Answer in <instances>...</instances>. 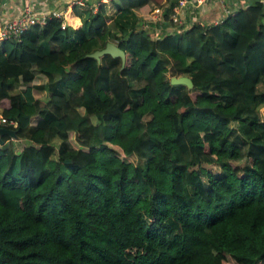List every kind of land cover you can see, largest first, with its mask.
Segmentation results:
<instances>
[{"label":"trees","instance_id":"1","mask_svg":"<svg viewBox=\"0 0 264 264\" xmlns=\"http://www.w3.org/2000/svg\"><path fill=\"white\" fill-rule=\"evenodd\" d=\"M178 2L105 0L75 9L80 27L0 41V126L17 132L0 264H264V3L177 25ZM108 41L124 64L89 55Z\"/></svg>","mask_w":264,"mask_h":264},{"label":"built area","instance_id":"2","mask_svg":"<svg viewBox=\"0 0 264 264\" xmlns=\"http://www.w3.org/2000/svg\"><path fill=\"white\" fill-rule=\"evenodd\" d=\"M105 1L101 0L100 2ZM208 0H179L178 4L174 6L173 11L170 14L171 19L177 23V25H189L193 22H200L201 24L205 23L200 18H197V15L192 17V22L185 21V18L182 16V13L186 11L187 8H194L201 10L203 5ZM225 11V16L227 14L235 12L238 8L236 0H219ZM264 2V0H261ZM243 7V6H242ZM153 16L155 22H161L163 20L162 8L157 7L153 11ZM196 16V17H195ZM224 16V17H225ZM50 17H62V12L55 10L52 12H36L34 7L30 4L25 5L21 11L10 17L4 18L0 21V41L6 39H20L22 35L31 28L34 24H44ZM223 19V18H222ZM220 21V20H219ZM218 22V21H217ZM145 26L151 27L149 22L145 23ZM162 27L160 25H155L153 27V35L158 38L161 36ZM0 121L5 122L6 119L0 114ZM12 124L17 122L10 121Z\"/></svg>","mask_w":264,"mask_h":264},{"label":"crops","instance_id":"3","mask_svg":"<svg viewBox=\"0 0 264 264\" xmlns=\"http://www.w3.org/2000/svg\"><path fill=\"white\" fill-rule=\"evenodd\" d=\"M101 0H0V21L4 18H10L18 14L21 9L30 4L36 12L55 10L62 12L64 23L73 27L82 25V17L75 11L77 7L97 9ZM255 0H236L237 7H245ZM261 1V0H259ZM262 2V1H261ZM264 3V2H263ZM197 18L205 23H212L221 20L225 16V11L219 0H208L201 10L187 8L182 16L185 21L192 22V17ZM196 17V16H195Z\"/></svg>","mask_w":264,"mask_h":264},{"label":"water","instance_id":"4","mask_svg":"<svg viewBox=\"0 0 264 264\" xmlns=\"http://www.w3.org/2000/svg\"><path fill=\"white\" fill-rule=\"evenodd\" d=\"M107 53L113 56H120L123 60V64L126 61L125 51L114 41H108L103 48L96 49L95 51L89 53V55L101 59V57ZM170 82L174 85H185L189 89L194 87V82L192 78L188 75H173L170 78ZM3 135H9L13 138L17 137V132L13 128L0 126V143L3 142Z\"/></svg>","mask_w":264,"mask_h":264},{"label":"rangeland","instance_id":"5","mask_svg":"<svg viewBox=\"0 0 264 264\" xmlns=\"http://www.w3.org/2000/svg\"><path fill=\"white\" fill-rule=\"evenodd\" d=\"M150 29H151V32H152V31H153V28L150 27ZM41 77H42L43 81H46V77H45V76L41 75ZM42 94H43L44 99L46 100V98H47V93H41L40 95H42ZM261 113H262V116L264 117V107L261 108ZM233 125H236V123H234ZM14 126H16V124H14ZM234 127H235V126H234ZM54 143H55V144H58V143H59V140H58V139H55V140H54ZM241 145H242V150H245V148H246V144L241 143ZM120 153H121V152H120ZM121 155L124 157V154L121 153ZM125 158L129 159L130 161H132V162H134V163H136V162L138 161L137 157H135V156H127V157L125 156ZM239 162H240V163H245V162H246V156H245V155H242V156L239 158ZM227 264H235V262H234L233 260L230 259V260L227 262Z\"/></svg>","mask_w":264,"mask_h":264}]
</instances>
